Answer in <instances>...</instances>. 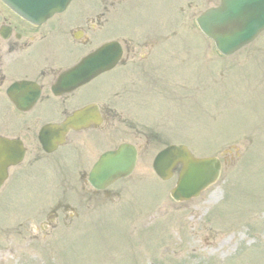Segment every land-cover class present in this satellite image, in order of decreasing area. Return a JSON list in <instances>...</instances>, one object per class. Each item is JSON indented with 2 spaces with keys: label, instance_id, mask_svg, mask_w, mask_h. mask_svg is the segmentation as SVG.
<instances>
[{
  "label": "rangeland",
  "instance_id": "obj_1",
  "mask_svg": "<svg viewBox=\"0 0 264 264\" xmlns=\"http://www.w3.org/2000/svg\"><path fill=\"white\" fill-rule=\"evenodd\" d=\"M119 1L101 0L98 7L131 9L116 13V33L145 37L164 30L166 37L179 30L180 42L203 41L190 32L191 15L205 7L203 0ZM79 3L90 5L82 10L97 8L95 0ZM189 61L181 55L179 70L193 97L180 95L179 109L162 108L161 99L146 92L143 104L142 90L126 96L124 114L137 126L148 124L144 133L156 140L141 142L145 148L133 173L121 190L113 188L114 202L96 208L84 201L78 211L68 199L79 218L45 229L40 220L23 217L34 216L55 197L49 176L23 170L7 187L0 207V264H264V32L227 61L207 62L211 70L204 61L196 59L194 66ZM187 137L197 157H218L222 171L198 199L175 204L168 196L174 180H157L151 163L162 144Z\"/></svg>",
  "mask_w": 264,
  "mask_h": 264
},
{
  "label": "flooded vegetation",
  "instance_id": "obj_2",
  "mask_svg": "<svg viewBox=\"0 0 264 264\" xmlns=\"http://www.w3.org/2000/svg\"><path fill=\"white\" fill-rule=\"evenodd\" d=\"M103 16L96 9L87 13L65 10L33 24L9 11L0 1V138L22 143L21 164L49 167L57 177V187L92 193L90 198L95 201L101 200L100 193L105 197L108 193L95 192L89 186V164L98 152L113 148L111 141L116 137L118 124L125 129L131 124L118 115L128 87L144 85L145 80L154 90L159 80L175 96L179 86L175 81L171 85L158 72L162 67L156 66L154 46H146L144 34H117L110 25L106 26ZM105 33L121 47L122 57L115 68L125 69L123 73L113 74L107 88L100 77L72 90L61 88L57 81L60 76L99 47ZM10 96L18 98L16 104ZM78 111L93 112L90 118L95 120L97 116L99 123L90 122L83 130L66 131L54 144V151L46 153L38 144L40 130L48 125L59 127ZM16 167L8 169L0 191L17 177ZM64 208L55 205L58 211ZM51 213L58 217L56 210Z\"/></svg>",
  "mask_w": 264,
  "mask_h": 264
},
{
  "label": "water",
  "instance_id": "obj_3",
  "mask_svg": "<svg viewBox=\"0 0 264 264\" xmlns=\"http://www.w3.org/2000/svg\"><path fill=\"white\" fill-rule=\"evenodd\" d=\"M221 5L206 11L197 22L202 33L212 38L218 50L228 55L250 42L264 29V0H220ZM69 0H6L21 16L39 19L65 8ZM133 151L120 148L104 156L91 175L90 183L102 188L111 181L127 175L134 163ZM180 163L182 169L172 199L187 200L216 180L219 164L214 159L197 160L183 147H170L155 158L153 169L161 179L170 176L171 169Z\"/></svg>",
  "mask_w": 264,
  "mask_h": 264
}]
</instances>
